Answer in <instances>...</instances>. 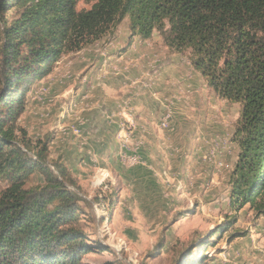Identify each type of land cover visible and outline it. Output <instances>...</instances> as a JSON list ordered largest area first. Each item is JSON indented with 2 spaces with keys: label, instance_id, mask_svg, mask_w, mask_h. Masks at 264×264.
<instances>
[{
  "label": "rangeland",
  "instance_id": "1",
  "mask_svg": "<svg viewBox=\"0 0 264 264\" xmlns=\"http://www.w3.org/2000/svg\"><path fill=\"white\" fill-rule=\"evenodd\" d=\"M91 4L79 0L76 9ZM129 35L128 19L123 18L99 39L65 52L50 72L53 79L69 81L62 93L53 91L52 78L37 80L17 120V136L31 144V149L23 148L35 155L45 144L48 166L57 174L55 164L62 163L73 180L66 186L91 205L90 212L79 202L78 224L111 251L88 253L83 261L264 264V214L230 203L240 104L218 97L207 86L192 66L189 49L168 48L154 31L148 39L154 55L147 64L152 76L161 75V89H156L153 79L137 72L139 62L147 60L139 41L145 39ZM104 49L125 69L115 97L120 114L110 113L113 106L96 118L86 111L68 116L73 92L69 84L74 75L82 79L85 74L84 66L72 72L70 57ZM135 85L149 90L158 104L146 106L147 93L136 102ZM147 107L150 131L138 126L134 117L136 109L141 114ZM43 184V175L35 171L25 188ZM4 187L0 178V190Z\"/></svg>",
  "mask_w": 264,
  "mask_h": 264
},
{
  "label": "trees",
  "instance_id": "2",
  "mask_svg": "<svg viewBox=\"0 0 264 264\" xmlns=\"http://www.w3.org/2000/svg\"><path fill=\"white\" fill-rule=\"evenodd\" d=\"M78 1L0 0V264H86L88 253L111 251L79 226V202L92 208L66 186L65 166L55 174L46 145L31 155L16 132L34 82L123 18L129 38L157 31L168 48L189 49L207 86L240 104L230 203L264 214V0H84L90 8L77 10ZM35 171L44 184L25 188Z\"/></svg>",
  "mask_w": 264,
  "mask_h": 264
},
{
  "label": "crops",
  "instance_id": "3",
  "mask_svg": "<svg viewBox=\"0 0 264 264\" xmlns=\"http://www.w3.org/2000/svg\"><path fill=\"white\" fill-rule=\"evenodd\" d=\"M135 39V43H140L142 45L143 53L147 57L146 61H141L139 62L137 66V72L139 70V74L142 75L141 78H150L153 79V82L156 86V89H161L162 85V78L160 77L161 75L155 74V76L151 75V71L149 70V66L147 62L151 60V56L154 55L152 49L150 48V42L148 39L143 40V42L139 39ZM139 51L142 52L140 48H137ZM95 50L93 51H88L87 53L83 54L82 56H77L75 55L74 57H70V66L72 69V72H77L81 67L84 68V76L79 78L80 76L74 75V80L72 81L71 84H69V87L72 88L73 92L71 93L69 98L70 105L68 106L67 114L68 116H80L83 115L86 111V114L90 117L93 116L94 118L98 117L100 114H105L108 113L106 112L107 110H110L111 107H113L111 114L118 115L120 114V111L116 107V104L118 103V100L115 98L117 91L122 88L121 84L123 81L124 77V67L119 63V61L113 62V58L109 54L110 51L107 49L104 50ZM95 52L96 54H93ZM141 53H139L140 55ZM149 58V59H148ZM86 60V62L91 61L88 65L86 63H83ZM97 60V62H96ZM127 70V69H126ZM147 72V73H146ZM150 72V75L148 74ZM137 73V76H140ZM52 74V73H51ZM50 73L45 77L42 78V80H48L52 78V88L53 91L58 93L60 95L62 90H64V85L68 83L65 80H60L56 78L53 79L52 75ZM78 74V73H77ZM148 74V75H146ZM51 75V76H50ZM39 81V82H40ZM134 90L132 94L136 95V99L138 101H141V99L144 96H141V94L147 93L148 96L144 97V104L150 108V105L158 104L157 101L151 100V97L149 95V90L143 89L139 85L133 86ZM146 91V92H145ZM158 94L160 92H157ZM114 98V99H113ZM91 105V107H90ZM105 106H108L107 108ZM60 107V106H59ZM63 106H61L62 108ZM146 108L147 110L145 112H141L139 114V111L136 109L134 111V117L135 120L138 122V126L144 129V131H150L151 130V125L149 124L150 120L145 118V116H150V112L148 111L149 108ZM152 107V106H151ZM151 109V108H150ZM93 110V112H92ZM105 110V111H104ZM88 112V113H87ZM100 112V113H99ZM75 114V115H74ZM78 114V115H77ZM146 114V115H145ZM85 115V114H84ZM146 116V117H147ZM73 118V117H72ZM147 119L146 121H144ZM145 122V123H144ZM137 126V128H138Z\"/></svg>",
  "mask_w": 264,
  "mask_h": 264
},
{
  "label": "built area",
  "instance_id": "4",
  "mask_svg": "<svg viewBox=\"0 0 264 264\" xmlns=\"http://www.w3.org/2000/svg\"><path fill=\"white\" fill-rule=\"evenodd\" d=\"M82 122H83V121H82ZM82 122H81V123H82ZM75 131H77V130H75Z\"/></svg>",
  "mask_w": 264,
  "mask_h": 264
}]
</instances>
